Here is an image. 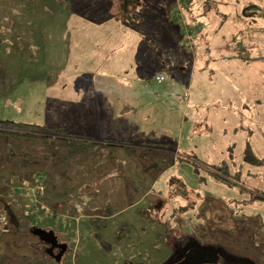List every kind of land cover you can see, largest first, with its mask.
Wrapping results in <instances>:
<instances>
[{
	"label": "rangeland",
	"instance_id": "rangeland-1",
	"mask_svg": "<svg viewBox=\"0 0 264 264\" xmlns=\"http://www.w3.org/2000/svg\"><path fill=\"white\" fill-rule=\"evenodd\" d=\"M250 2L264 8L0 0V119L74 133L0 136V264H179L193 249L219 255L196 264H264V163L244 160L248 146L264 160V58H243L264 57V18ZM209 198L244 226L212 235ZM38 227L66 245L60 261Z\"/></svg>",
	"mask_w": 264,
	"mask_h": 264
},
{
	"label": "trees",
	"instance_id": "trees-1",
	"mask_svg": "<svg viewBox=\"0 0 264 264\" xmlns=\"http://www.w3.org/2000/svg\"><path fill=\"white\" fill-rule=\"evenodd\" d=\"M257 12H258L257 15L264 18V8L260 4L254 3V2L253 3L250 2V4H248L244 10V14L247 16H253ZM235 38L237 39L236 35H235ZM243 48H245V46H243ZM243 58L247 60L249 59L252 60V59H261L264 57L263 56L250 57L248 55H243ZM159 83H162V82H159ZM0 124H5L4 126L0 125V136L4 137L5 139H9L10 137H27L29 139H34V140H43L51 144H58L64 141L69 142L72 140L71 139L72 137L67 136V135L66 136L65 135H52V134L47 133L46 131H60V132H65L66 134H70V135L74 134L65 128H55V127H51L47 125L34 124V123H29V122H24V121L1 120L0 119ZM83 141L87 142L88 140L85 138H82V143H78L77 145H82ZM113 145L116 147L128 146L123 143H120V144L113 143ZM141 148L142 150L140 152H141V155L143 156L147 157L149 154L153 152V148L151 147H141ZM244 158L246 162L251 163V164L264 163V160H261L250 146L247 147ZM155 163L156 165L159 164L158 161H156ZM167 166L169 165L167 164ZM217 167L222 171V174L212 171V173H214L213 174L214 178L216 180L223 181V182L230 184L232 179L227 175V174L230 175L229 170L223 172L224 170L223 167L219 165L217 166L215 165V168ZM208 201L209 203L204 208V212L207 216L209 232L212 235L217 234L219 231H227V232L234 234L244 226L245 219H242V218L240 219L236 217L234 211L230 208L228 204L222 203L219 200L213 199V198H209Z\"/></svg>",
	"mask_w": 264,
	"mask_h": 264
},
{
	"label": "water",
	"instance_id": "water-1",
	"mask_svg": "<svg viewBox=\"0 0 264 264\" xmlns=\"http://www.w3.org/2000/svg\"><path fill=\"white\" fill-rule=\"evenodd\" d=\"M37 234L40 235L41 240L45 243L51 244L48 252L57 260H61L62 256L66 251V245L59 242L57 236L52 231H47L42 228H36L34 230ZM59 248V252L55 254L54 249ZM219 258L218 253L207 252L203 250L193 249L189 252L187 258L179 264H196V263H207V262H216Z\"/></svg>",
	"mask_w": 264,
	"mask_h": 264
},
{
	"label": "built area",
	"instance_id": "built-area-1",
	"mask_svg": "<svg viewBox=\"0 0 264 264\" xmlns=\"http://www.w3.org/2000/svg\"><path fill=\"white\" fill-rule=\"evenodd\" d=\"M157 80H158L159 82H163V81L165 80V76H164V74H162V73L158 74V75H157ZM36 213H37V211L34 210V214H36Z\"/></svg>",
	"mask_w": 264,
	"mask_h": 264
},
{
	"label": "flooded vegetation",
	"instance_id": "flooded-vegetation-1",
	"mask_svg": "<svg viewBox=\"0 0 264 264\" xmlns=\"http://www.w3.org/2000/svg\"><path fill=\"white\" fill-rule=\"evenodd\" d=\"M45 243V242H44ZM45 246H46V251L48 252V249L50 248V246H51V244H49V243H45ZM59 248H55L54 249V252H55V254H57L58 252H59Z\"/></svg>",
	"mask_w": 264,
	"mask_h": 264
},
{
	"label": "crops",
	"instance_id": "crops-1",
	"mask_svg": "<svg viewBox=\"0 0 264 264\" xmlns=\"http://www.w3.org/2000/svg\"><path fill=\"white\" fill-rule=\"evenodd\" d=\"M47 252V251H46ZM49 255H51L49 252H47Z\"/></svg>",
	"mask_w": 264,
	"mask_h": 264
}]
</instances>
